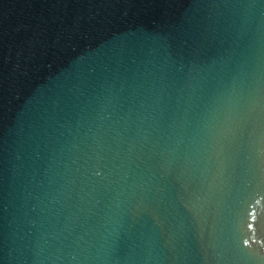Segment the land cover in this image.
Segmentation results:
<instances>
[{"label":"water","instance_id":"95a60500","mask_svg":"<svg viewBox=\"0 0 264 264\" xmlns=\"http://www.w3.org/2000/svg\"><path fill=\"white\" fill-rule=\"evenodd\" d=\"M0 264H264V0H0Z\"/></svg>","mask_w":264,"mask_h":264}]
</instances>
